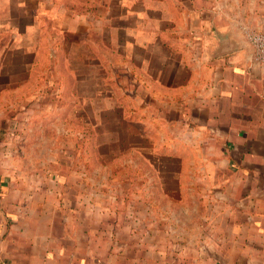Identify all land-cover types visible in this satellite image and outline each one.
<instances>
[{"label": "crops", "instance_id": "0c3cea01", "mask_svg": "<svg viewBox=\"0 0 264 264\" xmlns=\"http://www.w3.org/2000/svg\"><path fill=\"white\" fill-rule=\"evenodd\" d=\"M6 1L11 17L0 11V28L22 25L17 32L0 29V264H264V63L248 40L249 32H264V0ZM58 6L76 20L63 31L66 45L128 56L122 69L131 91L146 104L160 103L162 114L151 116L221 159L203 162L211 182L225 172L226 233H214L213 249L205 250L200 237L177 238L194 249L154 253L150 232L137 237L140 224L106 221L117 215L111 204L90 206L93 198L85 190L73 193L70 184L63 191L73 176L38 164L25 173L17 164L5 137L24 98L9 93L19 94L33 76L43 20L55 21L45 11ZM93 22L101 26L97 32L89 28ZM32 26L40 34L36 50L10 45ZM14 52L20 58L10 69L7 56ZM220 244L226 250L218 253Z\"/></svg>", "mask_w": 264, "mask_h": 264}, {"label": "rangeland", "instance_id": "374dc122", "mask_svg": "<svg viewBox=\"0 0 264 264\" xmlns=\"http://www.w3.org/2000/svg\"><path fill=\"white\" fill-rule=\"evenodd\" d=\"M0 2L3 18L9 19L7 1ZM58 8L45 11L55 21L43 20L44 46L33 76L19 94L9 93L12 99L24 98L11 114L5 137L17 164L25 173L38 164L42 170L55 169L61 177L73 176L63 191L70 184L73 193L85 190L93 198L90 206L112 205L117 215H106V221L140 224L137 237L150 232L154 253L161 248L174 253L194 249L175 242L177 238L200 237L205 250L213 249L217 233L221 238L226 233L223 213L228 200L225 172L219 170L220 180L211 182L204 160L219 165L221 159L199 149L196 137H180L175 128L152 117L162 114L160 103L146 104L131 91L132 79L122 69L128 66V56H114L112 50L98 55L96 48L74 41L66 45L63 31L75 27L76 20ZM1 25L17 32L22 24ZM89 28L97 32L101 26L93 22ZM39 36L38 26L28 27L10 45L34 51ZM19 58L15 52L7 56L10 69ZM24 58L26 63L33 61L31 55ZM216 248L218 253L226 250L224 244Z\"/></svg>", "mask_w": 264, "mask_h": 264}, {"label": "built area", "instance_id": "2783aa9c", "mask_svg": "<svg viewBox=\"0 0 264 264\" xmlns=\"http://www.w3.org/2000/svg\"><path fill=\"white\" fill-rule=\"evenodd\" d=\"M248 40L253 49L255 59L264 63V32L252 31L248 33Z\"/></svg>", "mask_w": 264, "mask_h": 264}]
</instances>
